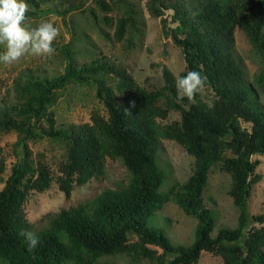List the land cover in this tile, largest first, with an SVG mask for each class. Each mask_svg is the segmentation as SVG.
Returning a JSON list of instances; mask_svg holds the SVG:
<instances>
[{
    "label": "trees",
    "instance_id": "1",
    "mask_svg": "<svg viewBox=\"0 0 264 264\" xmlns=\"http://www.w3.org/2000/svg\"><path fill=\"white\" fill-rule=\"evenodd\" d=\"M248 2L252 0L147 1L149 13L162 16L165 32L184 54L186 67L179 76L200 71L214 94L211 104L198 95L188 107L182 103L187 98L178 101L168 69L163 70L164 85L148 90L124 68L101 59L80 66L68 59L57 76L30 75L18 83L15 102L0 101V132H17V158L0 188V264H113L119 257L148 264H198L202 251L219 256L222 264H264V212L250 215L247 207L252 186L260 179L255 172L259 160L252 156L264 153V103L257 87L264 86V2ZM97 3L108 9L105 1ZM76 8L69 5L65 11ZM133 20L129 7L118 18L115 35L123 34L127 21ZM237 25L263 63L251 80L234 47ZM109 72L117 76V91L105 82ZM70 81H94L107 116L93 112L89 122L53 126L47 108L55 90ZM173 109L180 112V120L163 122ZM42 118L48 128L38 125ZM44 136L66 146L56 176L66 197L74 185L102 174L108 157L119 159L129 177L116 188H104L83 203L48 214L45 227L32 232L41 243L29 250L21 234L32 231L24 203L30 192L49 189L53 177L48 165L31 157L27 143ZM164 138L180 144L194 161L189 177L162 192L167 175L159 148ZM217 163L230 176L227 192L238 213L233 227L216 228V215L204 203L208 171ZM4 169L0 155V175ZM167 200L196 218L188 246L173 243L147 224Z\"/></svg>",
    "mask_w": 264,
    "mask_h": 264
},
{
    "label": "rangeland",
    "instance_id": "2",
    "mask_svg": "<svg viewBox=\"0 0 264 264\" xmlns=\"http://www.w3.org/2000/svg\"><path fill=\"white\" fill-rule=\"evenodd\" d=\"M34 1L37 4L26 0L29 5L28 13L32 12L27 23L31 27H36L43 21L53 23L59 30V36L53 45L56 52L47 59L26 54L13 64L0 63V101L8 104L15 102L18 83H24L30 75L34 78L57 76L64 71L68 59L77 66L97 59L107 61L124 68L137 83L148 90H156L164 85V69H168L174 76V83L180 72L185 70L186 63L182 50L165 32L162 16H153L149 13L148 0H103L107 3L108 9L100 7L97 0ZM255 1L252 0L248 4L254 5ZM69 5H77L78 8L65 11ZM129 7L133 10L134 20L127 21L123 34L117 37L115 29L118 18L125 17ZM167 15L165 12L164 16ZM234 47L245 77L251 80L263 63L240 25L234 29ZM4 50V46L0 45V52ZM116 78L112 72L104 76L106 84L112 85L113 89ZM257 87L259 99L264 103V86ZM96 91L97 84L94 81L89 83L70 81L55 90L54 101L47 108V111L52 113L53 126L64 128L89 122L93 112L106 117L105 105ZM198 97L211 104L214 94L210 88L205 87V94L203 96L198 94ZM182 103L188 107L191 102L187 99ZM175 120H180V112L173 109L162 121ZM38 125L42 128L49 127L46 118H42ZM16 139L17 132L14 130L0 132V155L5 161V169L0 175V188L3 186L2 178L5 179L9 175L11 166L17 158L14 146ZM27 144L31 157L48 165L53 177L49 189L43 192H30L24 203L25 217L32 225L31 232L45 227L48 214L83 203L104 188H116L128 181L129 173L126 167L119 159L108 157L102 174L93 176L83 185H74L70 196L66 197L58 189L56 182L60 163L65 159L64 143L44 136L29 140ZM159 155V162L167 175L161 187L162 192L191 175L194 157L176 141L161 139ZM252 159L259 160L255 172L259 174L260 179L252 186L247 207L249 214L255 215L264 212V153L256 154ZM229 182L230 176L221 168L220 163L211 166L202 194L205 205L216 215V228L236 225L238 213L227 192ZM195 223L194 216L187 214L171 200H167L162 208L147 220L148 225L159 228L173 243L182 246H188L193 242ZM112 261L113 264H148L145 260L134 262L127 257H119ZM198 264H222V259L210 252L202 251Z\"/></svg>",
    "mask_w": 264,
    "mask_h": 264
},
{
    "label": "clouds",
    "instance_id": "3",
    "mask_svg": "<svg viewBox=\"0 0 264 264\" xmlns=\"http://www.w3.org/2000/svg\"><path fill=\"white\" fill-rule=\"evenodd\" d=\"M29 5L26 0H0V63L10 65L26 54L40 56L45 59L55 54L54 41L59 30L48 21L31 27L27 21ZM177 100L185 98L195 102L197 95L205 94L206 77L197 70H188L185 75L178 76L175 81ZM29 250H34L40 239L32 232L21 233Z\"/></svg>",
    "mask_w": 264,
    "mask_h": 264
}]
</instances>
